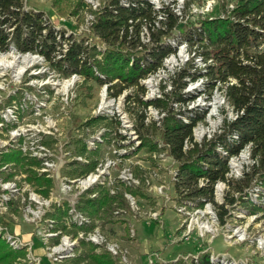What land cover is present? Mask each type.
Returning <instances> with one entry per match:
<instances>
[{
	"label": "rangeland",
	"instance_id": "obj_1",
	"mask_svg": "<svg viewBox=\"0 0 264 264\" xmlns=\"http://www.w3.org/2000/svg\"><path fill=\"white\" fill-rule=\"evenodd\" d=\"M99 1L109 8L129 3L141 7L139 27L135 29L133 23L128 27L127 46L136 56L144 57L142 65L146 66L145 60L152 61L151 54L157 47L169 45L173 49L159 66L127 86L118 79L104 83L92 77L85 80L76 73L65 76L39 53H20L11 42L9 46L15 49H0V239L10 241L4 238L10 234L23 243L10 245L6 241L13 250L22 252L14 264H87V257L79 262L75 259L80 253H88V243L96 246L95 252H110L115 264H189L201 253H208L219 264H264V184L259 174L250 176V150L243 148L231 155L235 157L231 168L229 156V172L213 183V200L209 201L191 196L192 189L200 187L198 180L191 186L182 181L181 172V176L177 175L179 161L160 135L166 115L173 114L179 120L190 113L197 118L193 127L200 128L203 135L196 138L191 130L192 140L186 150L192 143L202 150L213 147L215 153L224 156L221 144L235 136L229 135L227 127L234 110L221 91L235 80L217 78L213 55L216 50L198 34L202 33V19L230 16V3L236 7L242 0H153L159 9L145 3L149 0ZM207 1L213 3V9L203 14ZM22 4L26 10L42 12L47 26L43 34L49 28L54 30L60 43L53 53L57 58L67 48L68 40H83L97 49L99 46L97 59L108 48L109 41L93 26L83 29L85 22L78 16L89 14L83 1L75 16L57 15L51 0H22ZM161 8L177 18L170 30L165 26L168 20L159 19ZM159 29L164 31L161 35L157 33ZM61 32L64 40L59 38ZM152 33L160 39L153 40ZM261 39L252 41L250 50H263ZM27 54L32 61L26 66L22 58ZM100 77L105 78L102 74ZM120 87L123 88L116 94ZM138 99L149 104L143 105ZM157 99L164 100L166 107L150 103ZM212 102H216V108ZM161 110L165 111L162 117ZM140 114L147 127L142 134L136 123ZM97 116L103 119L89 123ZM141 136L156 143V150L140 148ZM83 144L87 151L80 155ZM6 153L11 160H3ZM17 155L24 162L36 158L39 164L31 166L32 171L50 179L51 186H37L28 180L20 162L12 159ZM91 157L97 161L95 169L80 174ZM125 169L132 172L137 183L121 184ZM231 180L243 186L242 193L236 191V183ZM218 183L221 186L217 193ZM98 184L108 186L110 193L125 191L124 186L138 192H124L126 201L122 206H114L102 218L90 219L77 209L76 203ZM44 188L47 195L40 190ZM125 194L131 195L134 202ZM231 198L235 199L233 203L229 202ZM64 203L67 214L61 221L54 220L51 214L57 207H65ZM221 205L226 209L222 222V210L218 208ZM83 218L88 219V228H79ZM203 224L206 229L199 227ZM88 233L96 235L94 241L86 239ZM81 239L87 244L80 245ZM29 241L31 248L26 244Z\"/></svg>",
	"mask_w": 264,
	"mask_h": 264
},
{
	"label": "trees",
	"instance_id": "obj_2",
	"mask_svg": "<svg viewBox=\"0 0 264 264\" xmlns=\"http://www.w3.org/2000/svg\"><path fill=\"white\" fill-rule=\"evenodd\" d=\"M145 3L150 5L147 1ZM114 4L116 3H112V5ZM133 4L126 7L116 4V8L114 6L105 7L97 13L93 27L97 30V34L105 41H109L107 42L108 48L105 49L101 58L97 59L96 55L99 52L94 45L89 47L84 44L83 40H71L70 42L68 39H66L68 43L65 52L57 58L53 53L60 43L56 40L54 30L49 28L47 33H42V30L47 28L42 12L26 10L22 0H0V49L7 50L10 47L9 44L14 43L16 50L20 53L37 52L65 76L76 73L83 76L85 80L92 77L96 81L101 82L103 80L104 83L118 79L124 83L122 86L136 83L138 78L159 66L161 59L170 53L173 47L171 48L169 45L161 46L159 49L157 47L158 50L154 49L151 54L152 61L145 60L146 66L140 63L144 57L136 56L133 51L128 50L127 46L128 21L132 20L136 29L139 27V18L141 17V7ZM81 6L82 0H51V7L59 16H75L79 13ZM165 13H167L166 19L168 20L165 26L170 30L175 26L177 18L168 10ZM79 17L84 20L83 15H79ZM160 23L163 22L160 21ZM11 26H14L13 30L7 31L8 27ZM200 29L202 32L198 34L200 40L206 38L207 45L214 51L216 50L213 55L217 62L215 68L217 78L225 82L231 77L235 80L234 83L226 86L225 95L237 113V117L227 123L229 135H236V138L227 137L228 141L224 139L221 146L225 147L226 154L223 157L215 153L213 147L202 150L198 144H194L190 149L184 151V142L186 139H191V130L197 118L193 115L190 117V123H184L176 119L173 114L166 115L162 119L160 135L163 141L170 145L171 153L179 161V173L177 175L181 176V172L183 182L191 186L199 178L207 179L206 185L192 189L191 196H201L205 200L211 201L213 200V183L225 178V173L228 171L227 160L229 156L237 154L248 144L251 145L250 152L253 159L252 175L250 176L259 174L264 184V49L261 51L250 50L252 41L255 43L258 38L264 39V0H242L239 5L231 10L230 16L202 19ZM120 32L123 33L120 34ZM163 32V29H159L157 33L161 35ZM63 35L62 32L59 33V38L64 40ZM156 35L152 33L153 40L158 41L160 36L157 39ZM101 74L107 80L101 79ZM111 86L113 85L108 87L111 88ZM122 88L120 87L116 94ZM138 102L143 105L149 104L141 99H138ZM150 103L166 107V102L161 99ZM102 119L103 117H92L89 123L92 124V122L95 123ZM136 123L137 128L140 129V134L147 130L144 125L143 114L137 116ZM140 138V148L146 147L150 152L156 150V143L147 137L141 136ZM86 151V146L83 144L78 153L83 155ZM3 156L4 161L11 160L10 154L6 153ZM12 159L20 162L19 165L24 168L28 180L37 186L40 185L45 188L51 186L50 179L39 177L36 172H33L31 166L39 164L36 158H28L24 162L22 157L17 155ZM204 159L206 162L203 161ZM96 164L97 161L91 157L87 164L82 166L79 173L91 172L95 169ZM70 175H74V173ZM120 182L124 185L122 181ZM230 182L236 183V191L242 193L243 186L237 184V181L232 182L231 180ZM45 188L40 190L47 195ZM124 190H116L110 193L108 186L98 184L80 196L76 207L90 219L102 218L114 206H122V203L126 201L124 192H129L132 195H136L138 192L127 186H124ZM92 194L96 195L91 197ZM234 201V198L229 199L230 203ZM64 204L65 207H57L51 214L54 220L61 221L67 214L68 206L67 203ZM218 208L222 210L219 212V218L222 222L226 209L222 205ZM63 227L66 228L65 225ZM88 227L89 225L86 224L79 226V228ZM75 234L76 229L73 230V236ZM86 244L85 241L80 240V245ZM95 248L94 244L88 243V253H80L76 256L75 261L79 262L87 257V264H115L110 252L98 253L95 252ZM19 254L22 252L13 250L6 241L0 239V264H14L15 258ZM177 262L174 264H179V261ZM189 264L219 263L213 262L208 253H201L196 258L191 259Z\"/></svg>",
	"mask_w": 264,
	"mask_h": 264
},
{
	"label": "built area",
	"instance_id": "obj_3",
	"mask_svg": "<svg viewBox=\"0 0 264 264\" xmlns=\"http://www.w3.org/2000/svg\"><path fill=\"white\" fill-rule=\"evenodd\" d=\"M83 1V4L84 5H86L87 7H88V12H89V14H87V13H84L83 14V16H84V22H85V28H83V29H87L88 30V28H92V26L94 25V23H95V21H96V14L97 13H99L101 10H103L104 8H105V4L104 5H102L101 6V2L99 1V0H82ZM180 2H183V0H179ZM151 6H155V8L156 9H159L158 7H157V5H155V3H154V1L153 0H149V1H147ZM130 4H133V3H129V4H126V5H122V6H129ZM231 5L228 7V8H230L229 9V11L230 10H232L235 6L232 4V3H230ZM134 5V4H133ZM164 8H161V12H162V18H159V19H166V15H167V13H165V11L163 10ZM213 9V3L211 4L210 3V1H207V3H206V5H205V7H204V10H203V14H207V13H209L211 10ZM200 13H202V12H200ZM175 15V14H174ZM160 22V21H159ZM128 23H129V28H130V26L132 25V20H129L128 21ZM90 29H89V31H90ZM98 47V49H100V47L99 46H97ZM10 49H14V47L13 46H10L9 47ZM66 50V49H65ZM103 51H105V49H103ZM102 51V52H103ZM65 52V51H64ZM231 81V80H230ZM230 84H232V82H230ZM216 88H217V86H216ZM223 94V97L222 98H224L225 100H226V95H225V91L223 90V91H221ZM215 96H217V94H215ZM176 103V102H175ZM226 103H227V101H226ZM227 106H228V103L226 104ZM231 108V110H232V106L230 107ZM191 110V109H190ZM233 111V110H232ZM158 112V110L156 109V113ZM242 112V111H241ZM234 113V117H233V120L237 117V113L234 111L233 112ZM163 115H165V111L164 110H161V113H160V117H162ZM183 115H184V113H183ZM175 116V115H174ZM180 115H177V117H179ZM185 116V115H184ZM193 115L192 114H190L189 113V115H187V116H185V117H182L181 119H179V120H182V122H184V123H190V121H191V119H190V117H192ZM158 117V116H157ZM176 118V117H175ZM184 118H187V119H184ZM187 120V121H186ZM203 135V133H199L198 132V128H194L193 127V129H192V136H194V137H196V138H200L201 136ZM192 136H191V139H190V141L188 140V139H186L185 140V142H184V145H183V149L184 150H186V148H188V144H189V142H191V140H192ZM234 138H236V135L234 136ZM190 146H193V144L192 143H190ZM250 147H251V145L250 144H248V145H246L245 147H244V149L246 148L248 151L250 150ZM221 149H223V147L221 146ZM223 152V155H225L226 154V151L224 150V151H222ZM231 159V160H230ZM234 159H235V157L234 156H230V158H229V162H228V165H229V167L231 168V162H233L234 161ZM232 165H233V163H232ZM124 173L122 174L121 173V176H120V180L123 182V181H125V182H133V183H137V180H135V178L133 177V175H132V172L131 171H129L128 169H125L124 171H123ZM229 172V168H228V171L226 172V173H228ZM123 176H124V178H123ZM84 181V180H83ZM220 182V181H219ZM206 183H207V179H205V178H199L198 179V185L199 186H204V185H206ZM221 184V183H220ZM219 185V183L218 184H216V187ZM88 185H85V186H83V188H85L86 189V187H87ZM126 195V197L128 198V200L129 201H131V203H133L134 201H132L133 200V198H132V196L131 195H129V194H125ZM42 203H44V201L43 202H41V204ZM2 206V202H1V205H0V207ZM4 207H5V205H4ZM83 221H84V224L88 221V219H87V221H86V219L85 218H83L82 219ZM202 226V227H201ZM201 226H199L200 228H202V229H206V225H201ZM3 227H1L0 226V230L2 229ZM96 235L95 234H93V235H90L89 233L86 235V239H89V240H95L94 239V237H95ZM79 237H82V233L81 234H79ZM5 239H8V240H10V241H7L9 244L10 243H12V244H21V245H23V243H21L20 242V240L17 238V236H13V235H10V234H7V236H5L4 237ZM75 238V237H74ZM81 240H83V239H81ZM22 241V240H21ZM26 244L27 245H29V244H31V241H29V242H26ZM11 245V244H10ZM29 248H31V245H29L28 246ZM67 257H70V256H67ZM63 258H65V257H63ZM149 260L151 261V259L149 258ZM154 263V262H153ZM152 262H149V264H153Z\"/></svg>",
	"mask_w": 264,
	"mask_h": 264
},
{
	"label": "bare ground",
	"instance_id": "obj_4",
	"mask_svg": "<svg viewBox=\"0 0 264 264\" xmlns=\"http://www.w3.org/2000/svg\"><path fill=\"white\" fill-rule=\"evenodd\" d=\"M8 55H10V54H8ZM2 57H5V56H2ZM22 61L25 63V65L27 66L31 61H32V58H31V56H30V54H27V55H25L23 58H22ZM212 105H213V107L214 108H216L217 107V105H216V102H212ZM199 129L200 128H198V132L201 134V132L199 131ZM202 133H203V131H202ZM242 158V157H241ZM234 162V161H233ZM235 166L237 165V164H234ZM92 177V176H91ZM87 183H88V181H87ZM219 186H221L220 184L217 186V193H218V191L220 190L219 189ZM221 193V192H220Z\"/></svg>",
	"mask_w": 264,
	"mask_h": 264
}]
</instances>
